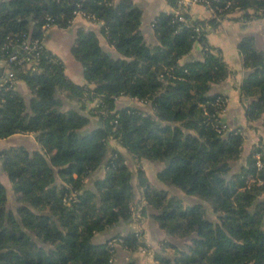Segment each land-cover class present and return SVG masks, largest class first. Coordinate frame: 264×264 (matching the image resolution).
<instances>
[{"label": "trees", "instance_id": "trees-1", "mask_svg": "<svg viewBox=\"0 0 264 264\" xmlns=\"http://www.w3.org/2000/svg\"><path fill=\"white\" fill-rule=\"evenodd\" d=\"M207 1L214 18L184 14L191 23L186 26L174 15L178 0H169L173 10L152 22L156 44L145 41L141 11L129 0L0 3V61L13 53L23 55L21 49H3L9 40L44 44L49 28L69 27L78 13L103 24L101 34L117 54L105 53L94 32L79 31L71 54L82 67V86L66 77L63 62L47 49L32 68L26 62L11 64L30 98L26 102L16 84L0 89V139L31 133L40 148L0 153L14 195L10 205L0 180V264H117L118 248L149 252L142 235L133 232L95 243L96 235L132 218L135 200L133 174L111 140L138 161L164 163L157 179L207 201L217 218L209 220L200 204L182 207L138 170L141 215L167 236L190 241L182 250L175 248L173 257L157 256L159 264H264V151L255 147L231 174L243 138L238 128L226 133L216 129L219 121L226 124L218 116L224 106L216 104L224 97L212 90L228 71L206 40L207 27L234 13L245 21L264 18V0ZM48 19L51 26L45 30ZM195 45L201 56L190 59ZM238 50L248 71L240 91L247 99L246 119L261 121L264 128V52L252 37L243 38ZM121 97L145 108H118ZM93 118L95 128L89 130ZM101 167L104 177L86 188Z\"/></svg>", "mask_w": 264, "mask_h": 264}, {"label": "crops", "instance_id": "crops-1", "mask_svg": "<svg viewBox=\"0 0 264 264\" xmlns=\"http://www.w3.org/2000/svg\"><path fill=\"white\" fill-rule=\"evenodd\" d=\"M3 1L4 0H0V3ZM118 1L120 0H115V2ZM129 1L141 11L140 30L145 41L149 44H156V38L152 29V22L154 18L160 13L171 12L173 10L171 3L169 2V0ZM189 14L193 19L198 20H207L209 18H212V15L209 14L206 9L200 5L192 6ZM102 27V23L90 22L81 16H77L69 27H51L45 33L46 37L44 45L46 49L63 62L65 67L64 74L71 82L77 85L82 86L86 84V81L83 77L82 67L71 54V49L74 45V41L79 31L94 32L99 39L102 50L109 56L117 57L114 48L101 34ZM245 37H252L254 39L256 47L264 52V18H253L245 21L241 18V14L237 12L231 15L229 18H226L225 20L220 22V24H218L216 28H210V31L206 35L208 45L213 48L215 53H218V55L222 58L223 62L227 66L228 71V75L225 81L219 85L214 86L212 90L213 92L220 93L225 98L227 108L226 112L221 117V120L228 124L230 127H239L242 129H245L244 127L247 122L248 126L251 125L249 121H247L245 115V106L247 103V99L243 98L240 92L241 86L247 76L248 71L243 66V58L238 50V44ZM200 53L201 47L199 45H195L191 53L192 59H199L201 56ZM185 60L186 59H183L181 63H183ZM0 68L2 75V70L4 68L3 61L0 65ZM16 90L21 94L23 99L28 102L30 93L25 83L21 81L17 82ZM68 104H70V102ZM71 104L75 105L74 102H71ZM94 104L95 101L88 104L85 113H88L90 106L94 107ZM116 105L118 108L126 106H136L140 108L144 107L136 100H132L126 97L118 98V100L116 101ZM94 121H96V118L92 119L93 124H91L89 130L95 128ZM259 123L264 133L262 122L259 121ZM249 130L250 129L248 128V134H246L244 137H247L249 133H251ZM17 147H22L28 152H33L40 148L36 139V135L31 133L16 134L5 139H0V153L4 150ZM147 162L152 165L155 170L154 186H165L157 179V173L164 168V163L149 161ZM97 171L92 174L91 177L86 181V188H90L95 180L101 179L102 177H100L99 175H104V169L102 167ZM0 180L6 188L7 192L12 194L11 185L2 172L1 162ZM130 222V220L127 222H121L118 226H115L103 233L96 235L95 243L101 244L116 235L123 236L128 234L129 232H133L131 231ZM124 252V250L118 248L115 256L116 263H119L118 261H120L121 259L129 261L127 259L128 257L126 256L127 254L125 255Z\"/></svg>", "mask_w": 264, "mask_h": 264}, {"label": "rangeland", "instance_id": "rangeland-1", "mask_svg": "<svg viewBox=\"0 0 264 264\" xmlns=\"http://www.w3.org/2000/svg\"><path fill=\"white\" fill-rule=\"evenodd\" d=\"M212 15V14H211ZM214 18V15H212ZM225 20V19H223ZM223 20L218 21L222 22ZM208 32L210 31V28L207 27ZM216 28V27H214ZM256 46V45H255ZM2 64V61H0V65ZM123 105V104H122ZM121 105V106H122ZM225 108L222 112H220L221 117L226 112V102H225ZM91 108V106H90ZM251 125L248 126V122L245 125V129H242L239 127L234 128L230 127L232 129L240 130L238 131L239 134H241L243 138V145H242V154L240 158L233 162L232 165V171L231 174H236L239 171V168L241 167V164L243 165L246 157L248 154L256 147L260 148L264 151V133L261 129L259 121L257 122H249ZM248 128L250 129L249 135L247 137H244L246 134H248ZM110 144L113 148H116L124 157L125 163L129 167L130 171L133 174V186H134V193H135V200L132 205V218L130 219V227L131 231L133 233L141 234L142 235V242L145 243L148 248L149 252H144L145 250L139 249L135 252H124V254L128 257L127 259L129 261H125L124 259H121L118 261L121 264H159L156 261L157 256H163V257H173L175 254V248L177 249H183L185 246L190 245V241L188 238H179V237H169L165 234L163 230H161L157 223H155L151 218L147 216L141 215L142 205H143V188L139 183V178L137 177L138 170L142 171L144 173L145 178L147 180H151L150 185L154 188H157L158 190H161L163 193H166L168 196H173L176 199H178L181 202L182 207L187 206H193L195 204H200V206L204 209L206 217L211 221H216L217 218L215 214L212 213L211 205L207 201L200 200L195 197L187 196L183 192L175 189L170 188L167 186L162 185H156L154 186V177H155V170L147 161L145 160H137L133 157H131L119 144H117L115 141L111 140ZM99 172V171H97ZM230 174V175H231ZM103 174L99 175L100 177H104ZM255 179L248 180L249 182L254 181ZM259 184V183H258ZM10 194V193H9ZM264 198V195H262ZM14 195L10 194V200L9 204H13ZM129 225V224H128ZM173 246H175L173 248ZM117 263V264H119Z\"/></svg>", "mask_w": 264, "mask_h": 264}, {"label": "built area", "instance_id": "built-area-1", "mask_svg": "<svg viewBox=\"0 0 264 264\" xmlns=\"http://www.w3.org/2000/svg\"><path fill=\"white\" fill-rule=\"evenodd\" d=\"M195 5H200L204 7L209 14H214V11L212 8L209 7V2L207 0H178L177 9L174 12V15L175 17H177V20L179 22H182L186 26H190L191 23L189 20L185 19L184 14H189L191 7ZM77 16H81L86 20H88V17L86 18V16L83 15L82 13H78ZM47 21L48 23L43 26V29L45 30L51 26V22H52L50 19H48ZM195 31L199 33L201 29L195 28ZM3 49L7 51L10 49L13 50L21 49L23 54V55H18L17 53H13L8 57L6 61H3L4 68L2 70V74L4 75V79L2 82H0V89L6 84H7V88L9 89V88H13L15 84H17V81L14 78V74L11 71V64L14 62L18 64L26 62L28 66H31L32 68L37 64L38 57L45 51L46 47L43 43L39 42V40L29 39L28 41L23 42L22 44H18L17 40H9L7 43L4 44ZM23 56L24 58H22ZM19 57L21 58L19 59ZM216 104L218 106H225V99L218 98ZM218 116L221 118L220 113H218ZM216 129L218 132H223V133L232 132L235 130L220 121L218 122V126L216 127ZM256 165L258 166V168L262 167V163L260 162L259 158L257 160Z\"/></svg>", "mask_w": 264, "mask_h": 264}, {"label": "water", "instance_id": "water-1", "mask_svg": "<svg viewBox=\"0 0 264 264\" xmlns=\"http://www.w3.org/2000/svg\"><path fill=\"white\" fill-rule=\"evenodd\" d=\"M190 58H192V55H190ZM0 75H1V68H0Z\"/></svg>", "mask_w": 264, "mask_h": 264}]
</instances>
